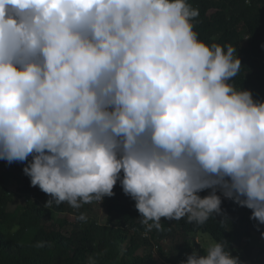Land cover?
<instances>
[{"label": "clouds", "instance_id": "clouds-1", "mask_svg": "<svg viewBox=\"0 0 264 264\" xmlns=\"http://www.w3.org/2000/svg\"><path fill=\"white\" fill-rule=\"evenodd\" d=\"M198 15L186 0H0V160L26 162L45 207L119 181L145 235L162 217L203 224L217 192L264 224V100L229 83L236 48L198 39ZM181 264L240 262L216 242Z\"/></svg>", "mask_w": 264, "mask_h": 264}, {"label": "trees", "instance_id": "trees-1", "mask_svg": "<svg viewBox=\"0 0 264 264\" xmlns=\"http://www.w3.org/2000/svg\"><path fill=\"white\" fill-rule=\"evenodd\" d=\"M186 2L199 11L191 21L198 39L236 48L242 68L229 83L264 100V0ZM25 163L0 160V264H89V257L96 264H181L193 249L206 253L208 243L198 236L225 242L240 264H264V224L219 192L221 212L203 224L162 217L161 229L145 235L135 200L119 181L114 195L98 204L76 209L62 202L49 208L44 206L49 194L30 184L22 171ZM81 213L86 221L76 219ZM39 241L43 247L36 246Z\"/></svg>", "mask_w": 264, "mask_h": 264}, {"label": "rangeland", "instance_id": "rangeland-1", "mask_svg": "<svg viewBox=\"0 0 264 264\" xmlns=\"http://www.w3.org/2000/svg\"><path fill=\"white\" fill-rule=\"evenodd\" d=\"M96 204H98V202H96ZM57 215V214H56ZM70 220L72 221L73 220V217H70ZM100 222H104V219L101 218L100 219ZM208 238V239H207ZM198 241L199 242H202V243H205L207 242V246L210 247L213 243H215L212 239H210L208 236H198ZM166 244V243H165ZM169 244V243H168Z\"/></svg>", "mask_w": 264, "mask_h": 264}]
</instances>
